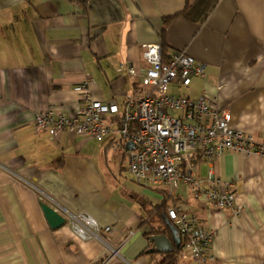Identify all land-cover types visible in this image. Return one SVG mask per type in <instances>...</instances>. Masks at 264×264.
I'll return each instance as SVG.
<instances>
[{
	"label": "crops",
	"instance_id": "0c3cea01",
	"mask_svg": "<svg viewBox=\"0 0 264 264\" xmlns=\"http://www.w3.org/2000/svg\"><path fill=\"white\" fill-rule=\"evenodd\" d=\"M150 43L162 57L181 50L203 68L170 82L171 93L228 106L231 125L264 142V0H0V264H169L178 245L151 252L147 236L159 228L172 239L163 219L171 204L213 232L212 264L264 262V156L192 160L195 176L211 170L235 195L233 207L217 209L181 182L172 194L137 183L111 147L115 132L97 141L35 130L34 114L47 106L75 111L73 86L82 80L119 108L127 95H142ZM40 201L109 230L83 239L67 221L51 229ZM171 264L197 262L182 247Z\"/></svg>",
	"mask_w": 264,
	"mask_h": 264
},
{
	"label": "built area",
	"instance_id": "2783aa9c",
	"mask_svg": "<svg viewBox=\"0 0 264 264\" xmlns=\"http://www.w3.org/2000/svg\"><path fill=\"white\" fill-rule=\"evenodd\" d=\"M142 56L149 63L140 74L142 95H127L119 108L114 101L95 97L88 81L82 80L73 86L80 103L75 111L66 114L56 106H47L34 114L35 130H48L52 138L68 130L97 141L115 132L119 138L111 147L126 158L137 183L164 188L172 194L181 182L198 200L211 202L217 209L233 207L235 195L225 188L228 182L211 170L205 178L195 176L192 160H210L227 151L264 156V142L234 128L228 106H217L203 95L190 98L168 92L170 82L203 74L193 56L179 50L163 59L157 43L144 44ZM124 68L129 74H136L131 66ZM127 141L133 143L131 148L125 147ZM165 217L183 239V249L197 264H212L208 247L213 232L201 226L197 214L171 204L165 208ZM65 219L83 239L98 237L101 229L109 230V226L100 225L87 214H68Z\"/></svg>",
	"mask_w": 264,
	"mask_h": 264
},
{
	"label": "water",
	"instance_id": "95a60500",
	"mask_svg": "<svg viewBox=\"0 0 264 264\" xmlns=\"http://www.w3.org/2000/svg\"><path fill=\"white\" fill-rule=\"evenodd\" d=\"M133 143L131 141H127L125 143L126 148H131ZM39 206L42 210L43 216L49 226V228L54 229L61 225H63L66 222L65 217L59 213L56 209L51 207L50 205L46 204L43 201L39 202ZM165 224L168 226L171 232L172 239H169L167 235L164 233H152L147 236V240L151 243V252H170L173 251L175 244L176 246L180 242V236L176 230V228L173 226V224L167 220L164 219Z\"/></svg>",
	"mask_w": 264,
	"mask_h": 264
},
{
	"label": "trees",
	"instance_id": "16d2710c",
	"mask_svg": "<svg viewBox=\"0 0 264 264\" xmlns=\"http://www.w3.org/2000/svg\"><path fill=\"white\" fill-rule=\"evenodd\" d=\"M164 55V54H163ZM164 58L163 59H167L168 58V56H163ZM159 208V209H163L164 210V208H165V204H160V205H158V206H155V208ZM161 216V215H160ZM165 218V210H164V217H163V219ZM152 231H153V233H160L159 232V228H155V229H152ZM177 247V246H176ZM182 247H183V239L181 238L180 239V242H179V244H178V247L176 248L177 250L174 252V253H168L167 254V257L166 258H169V264H171V263H173V258L175 257V255L182 249ZM262 264H264V262L262 263Z\"/></svg>",
	"mask_w": 264,
	"mask_h": 264
},
{
	"label": "rangeland",
	"instance_id": "374dc122",
	"mask_svg": "<svg viewBox=\"0 0 264 264\" xmlns=\"http://www.w3.org/2000/svg\"><path fill=\"white\" fill-rule=\"evenodd\" d=\"M174 85V84H173ZM173 85H171L170 87H169V90H168V92H173V91H175V90H173V89H175L176 87L175 86H173ZM174 114V113H173ZM94 139V138H93ZM126 160H124L123 161V164L126 166ZM175 185V184H174ZM180 186H178V188H179ZM175 188V187H174ZM184 187H182V189L181 190H179V193H181V195L184 193V194H186L185 192H183L184 190ZM170 202H171V200H169V199H167V203H169L170 204ZM181 238V237H180Z\"/></svg>",
	"mask_w": 264,
	"mask_h": 264
}]
</instances>
